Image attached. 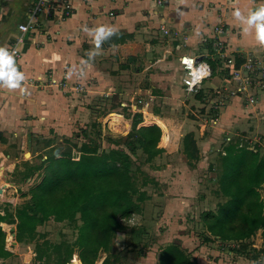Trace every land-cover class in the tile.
Listing matches in <instances>:
<instances>
[{
    "label": "rangeland",
    "instance_id": "rangeland-1",
    "mask_svg": "<svg viewBox=\"0 0 264 264\" xmlns=\"http://www.w3.org/2000/svg\"><path fill=\"white\" fill-rule=\"evenodd\" d=\"M166 3V0H161L160 4H156L167 7ZM221 26L224 32L219 36L224 41L225 49L237 55L252 53L260 63L256 69L264 71V53H254V50L240 47L230 48L227 24ZM153 27L147 29L149 33L144 42L145 48L138 52L139 65L125 58L123 61L128 62L129 66L123 69L122 64L117 63L118 59L112 58L109 69L100 67V70H106L112 75L118 73L119 77L112 85L102 82L104 90L92 94L94 96L88 103L90 113L86 111L88 115L85 119L81 118L82 127L77 125L67 132L51 129L45 135L37 130L35 134L28 132L19 138L20 144H17L18 148L17 145L15 147V168L0 179V214L7 212L13 218L16 209L30 202L28 191L40 182L43 167L23 178L27 165H40L51 149H56V157H59L69 148L71 155L77 158L80 145L91 140L99 152L116 148L126 151L133 163L131 171L139 169L136 171V186L147 196L143 201L136 202L137 196L134 195L137 207L128 218L119 219L121 227L115 231L111 252L107 253L110 259L111 255H115L118 264H159L160 251L175 244L192 264H264V256L261 255L264 248L263 229H258L242 242L224 240L207 230L203 218L204 212L217 211L218 206L227 200L219 184L218 157L224 154V146L238 142L239 146L245 145L264 156V78L257 74L253 76L255 81L245 83L246 71H241L238 78L232 79L228 71L217 68V73L201 84V97L186 95L179 80L178 57L188 51L176 53L173 50L176 42L174 39L179 37L176 28L168 27L169 36L159 34V26L157 29ZM210 31L207 40L216 39L212 27ZM206 45L198 43L196 47L200 49L198 51H204ZM109 57L113 56L107 55ZM208 57H212L210 52ZM122 70H126L124 77L119 73ZM239 82L245 85V89L233 94ZM57 83L56 90L66 87L61 81ZM83 87L85 90L82 92L86 93L87 89ZM74 89L79 90L78 87ZM233 97H239L238 103L232 102ZM230 103H233L230 112L233 107H236V111L231 123L227 125L229 114L224 118ZM110 113L122 117L118 126L109 124ZM146 113L152 118H147ZM136 114H141L147 122L159 119L166 128L165 132L157 128L160 131L158 147L161 151L150 160H146L140 148L133 152L128 148L125 136L131 130L153 125L145 122L133 125ZM87 117L88 120L84 121ZM189 133L193 135L198 148L195 160H190L183 153V140ZM257 190L264 203V183ZM79 222L77 214V224ZM5 224L8 227L3 225L1 228L5 235L4 249L10 255L0 257V264H44L45 256L36 259V243L46 241L50 246L62 241L73 243L76 237L72 222L49 219L36 227V243L25 241L14 245L7 240L10 238L16 243L15 223ZM49 252V264H54L55 253ZM77 254L78 251L74 250L68 264L73 261L81 263ZM107 254L99 252L95 264H100Z\"/></svg>",
    "mask_w": 264,
    "mask_h": 264
},
{
    "label": "crops",
    "instance_id": "crops-1",
    "mask_svg": "<svg viewBox=\"0 0 264 264\" xmlns=\"http://www.w3.org/2000/svg\"><path fill=\"white\" fill-rule=\"evenodd\" d=\"M67 1L73 7L70 15L60 16V2L49 11L44 9L36 17L35 29L24 35V41L18 47L20 59L15 67L25 76L21 88L26 91L22 93L20 89L0 87V179L15 168V147L20 144V137L28 132L35 134L37 130L45 135L51 129L67 132L74 126H83L81 118L88 115L86 111H89L92 94L104 90L102 82L112 85L119 77L118 73L112 75L100 67L108 68L112 58L118 59L117 63L122 64L123 69L129 66L123 61L125 58L139 65L138 52L145 48L147 29L152 26L156 29L158 26L176 28L179 36L174 39L176 53L182 50L202 52L196 45L206 44L211 27L221 24H227L230 48L264 53V45L257 40L255 24L249 26L246 23L264 8V0H166L167 7L157 5L156 0ZM31 3L32 0H0V48H7L17 36V25L24 21ZM101 26L112 27L115 34L97 49L94 37L85 29ZM92 52L97 54L89 59ZM107 55L113 57L107 58ZM49 71H52L54 80L65 83L66 87L56 90V86L48 85ZM125 71L119 72L122 77ZM83 86L86 93L82 92L85 90ZM238 101L239 97H233L232 102ZM231 105L233 103L229 104L225 118L223 115L226 119L229 114L227 125L236 111L233 107L230 112ZM87 120L88 117L84 121ZM158 121L145 122L158 125ZM3 225L8 227L0 223L1 228ZM17 243L13 242L14 245Z\"/></svg>",
    "mask_w": 264,
    "mask_h": 264
},
{
    "label": "trees",
    "instance_id": "trees-1",
    "mask_svg": "<svg viewBox=\"0 0 264 264\" xmlns=\"http://www.w3.org/2000/svg\"><path fill=\"white\" fill-rule=\"evenodd\" d=\"M208 62L213 76L219 63L212 57ZM199 97L201 91L195 94V98ZM144 122L141 114H136L133 125ZM150 124L157 128L160 125L164 132L166 130L161 121L158 125ZM155 126L131 130L125 136L129 150L133 152L140 148L146 160L159 154L160 131ZM94 144L91 140L83 142L77 158L71 155L69 148L59 157H56L57 150L51 149L40 165H27L23 178L43 167L40 182L28 191L30 202L16 209L13 218L7 212L0 214V223H15V240L18 243H36V227L49 219L74 224L76 237L73 243L62 241L52 246L46 241L36 243V259L45 256L44 264H49V250L55 253L54 264H68L74 250L78 251L80 264H95L99 252H111L112 238L121 227L119 219L128 218L137 207L135 201L141 202L147 197L136 186V171L139 169L131 171L133 163L129 154L118 148L99 152ZM238 144L228 143L223 148L224 154L218 157L220 189L227 200L218 206L217 211L204 212L203 218L211 234L224 240L242 242L258 229L264 230V203L257 190L264 183V156ZM183 153L190 160L197 158L198 148L191 133L183 140ZM134 195L137 196L135 201ZM4 237L0 227L2 258L10 255L4 249ZM108 254L100 264H118L117 257L111 255L110 259ZM158 260L159 264H192L175 244L163 248Z\"/></svg>",
    "mask_w": 264,
    "mask_h": 264
},
{
    "label": "built area",
    "instance_id": "built-area-1",
    "mask_svg": "<svg viewBox=\"0 0 264 264\" xmlns=\"http://www.w3.org/2000/svg\"><path fill=\"white\" fill-rule=\"evenodd\" d=\"M61 3V17L68 16L73 12L72 5L67 0H32L30 8L25 13V18L22 23L17 25V36L11 41L5 50L13 57L14 66L20 59L19 45L24 41V35L36 27V17L44 9L49 11L53 5ZM157 4L161 3V0H156ZM214 33L216 39L207 40L205 50L198 53H183L178 57V65L180 70L179 80L184 94H197L201 90V84L207 78L211 77L212 68L208 62V52L211 53L212 58H215L219 63V69L228 71L229 77L232 79L238 78L241 71H246L247 77L245 83H250V80H254L253 76L261 74L264 78V71H259L260 64L257 57L252 53L245 52L241 55L232 53L225 49L224 41L220 40V34H223V27L221 25H215ZM159 31L162 35H169V29L164 26L159 27ZM205 52V53H203ZM231 52V53H230ZM255 57H253V56ZM241 61V62H240ZM258 61V62H257ZM252 65L258 66L253 68ZM261 70V69H260ZM50 79L48 85L56 86L58 83L52 78V71L48 72ZM245 89V85L238 83V86L233 94L239 93ZM264 256V248L261 252Z\"/></svg>",
    "mask_w": 264,
    "mask_h": 264
},
{
    "label": "clouds",
    "instance_id": "clouds-1",
    "mask_svg": "<svg viewBox=\"0 0 264 264\" xmlns=\"http://www.w3.org/2000/svg\"><path fill=\"white\" fill-rule=\"evenodd\" d=\"M236 15L237 18H240L239 13ZM246 23L249 26L255 24L257 40L261 45H264V8L254 13ZM85 31L94 37L97 49L115 34V30L110 26H101L92 30L85 29ZM96 54L97 52L90 53L89 59H92ZM24 80V74L14 66L13 57L4 48H0V87H6L10 90L20 89L24 93L26 90L21 88V83Z\"/></svg>",
    "mask_w": 264,
    "mask_h": 264
},
{
    "label": "bare ground",
    "instance_id": "bare-ground-1",
    "mask_svg": "<svg viewBox=\"0 0 264 264\" xmlns=\"http://www.w3.org/2000/svg\"><path fill=\"white\" fill-rule=\"evenodd\" d=\"M109 124L111 123V124H115L116 126H118L119 125V123H120V121H121V119H122V117L119 115V114H116V113H110L109 114ZM146 117L147 118H152V116L150 115V114H147L146 113ZM105 123V122H104ZM126 123V122H125ZM125 125V124H124ZM127 125V124H126ZM120 127V126H119ZM7 228V227H6ZM12 229V228H11ZM11 233V232H10ZM12 234V233H11ZM13 237V236H12ZM9 243H13V241L12 240H10V238H8V240H7ZM13 246V245H12ZM72 264H77V263H72Z\"/></svg>",
    "mask_w": 264,
    "mask_h": 264
},
{
    "label": "water",
    "instance_id": "water-1",
    "mask_svg": "<svg viewBox=\"0 0 264 264\" xmlns=\"http://www.w3.org/2000/svg\"><path fill=\"white\" fill-rule=\"evenodd\" d=\"M12 233H13V229H12ZM13 235H14V233H13ZM15 236V235H14Z\"/></svg>",
    "mask_w": 264,
    "mask_h": 264
}]
</instances>
